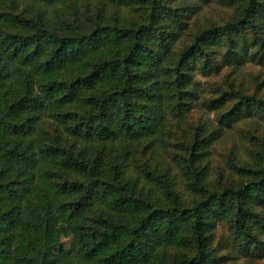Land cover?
Here are the masks:
<instances>
[{
	"label": "trees",
	"instance_id": "16d2710c",
	"mask_svg": "<svg viewBox=\"0 0 264 264\" xmlns=\"http://www.w3.org/2000/svg\"><path fill=\"white\" fill-rule=\"evenodd\" d=\"M231 1L237 17L177 50L169 0L107 1L136 8L130 19H108L102 0H0V264H224L217 221L244 252L261 250L264 159L243 169L248 181L213 185L197 137L185 147L189 198L156 170L127 175L133 143L161 142L168 115L191 106L206 45L224 39L239 58V33L258 31L263 0ZM228 96L233 120L264 117L256 97ZM66 233L70 253L52 255Z\"/></svg>",
	"mask_w": 264,
	"mask_h": 264
},
{
	"label": "rangeland",
	"instance_id": "374dc122",
	"mask_svg": "<svg viewBox=\"0 0 264 264\" xmlns=\"http://www.w3.org/2000/svg\"><path fill=\"white\" fill-rule=\"evenodd\" d=\"M78 1L82 9L83 0ZM102 1L107 7L108 19H130L136 15V8L132 10ZM168 6L174 9L179 21L176 22L179 35L174 41L177 50L192 45L197 33L224 25L238 16V3L231 0H169ZM61 7L57 5L56 9L48 10L56 14L55 10ZM259 18L261 24L257 32L239 33L236 44L241 54L239 58H235L224 39L206 45L205 56H199L194 64L191 106L185 112L175 111L168 115L161 142L154 137L133 143L137 150L133 153L135 160L129 162V177L143 181L147 171L156 170L166 174L189 198L186 170L191 154L185 147L193 144L197 137L205 141L204 158L196 163V167L206 170L205 181L217 186L248 181L250 178L244 176L243 169L258 170V162L264 159V117L244 112L233 120L230 113L237 102L228 95L233 88L264 103V13L258 15L257 20ZM151 143L153 146L146 149ZM260 209L264 212V208ZM213 233V249L225 259L224 264H264V236L259 252H244L240 248L241 241L225 221H217ZM72 243V235L64 234L60 245L51 250L52 255H68ZM69 264L81 263L72 257Z\"/></svg>",
	"mask_w": 264,
	"mask_h": 264
}]
</instances>
